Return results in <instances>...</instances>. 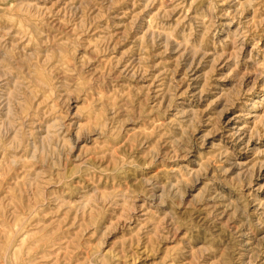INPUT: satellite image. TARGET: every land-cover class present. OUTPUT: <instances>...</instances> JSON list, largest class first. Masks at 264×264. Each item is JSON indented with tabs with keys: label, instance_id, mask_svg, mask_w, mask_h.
<instances>
[{
	"label": "rangeland",
	"instance_id": "rangeland-1",
	"mask_svg": "<svg viewBox=\"0 0 264 264\" xmlns=\"http://www.w3.org/2000/svg\"><path fill=\"white\" fill-rule=\"evenodd\" d=\"M0 264H264V0H0Z\"/></svg>",
	"mask_w": 264,
	"mask_h": 264
},
{
	"label": "bare ground",
	"instance_id": "bare-ground-1",
	"mask_svg": "<svg viewBox=\"0 0 264 264\" xmlns=\"http://www.w3.org/2000/svg\"><path fill=\"white\" fill-rule=\"evenodd\" d=\"M240 28H241V27H240ZM1 42H2V41H1ZM190 64H191V63H190ZM11 95H12V94H11ZM7 106H8V105H7ZM252 114H253V113H252ZM255 116H256V115L253 114L251 117H255ZM5 122H6V121H5Z\"/></svg>",
	"mask_w": 264,
	"mask_h": 264
}]
</instances>
